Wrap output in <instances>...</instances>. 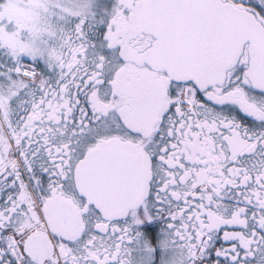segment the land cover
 I'll return each mask as SVG.
<instances>
[{
	"label": "snow or ice",
	"instance_id": "6c2138e0",
	"mask_svg": "<svg viewBox=\"0 0 264 264\" xmlns=\"http://www.w3.org/2000/svg\"><path fill=\"white\" fill-rule=\"evenodd\" d=\"M0 264H264V0H0Z\"/></svg>",
	"mask_w": 264,
	"mask_h": 264
}]
</instances>
